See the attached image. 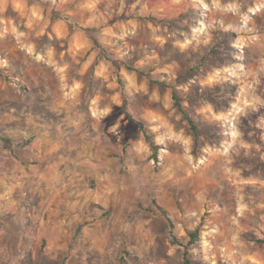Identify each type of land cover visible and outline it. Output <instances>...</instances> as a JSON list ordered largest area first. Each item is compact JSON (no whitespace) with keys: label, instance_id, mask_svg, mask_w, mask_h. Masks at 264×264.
Returning a JSON list of instances; mask_svg holds the SVG:
<instances>
[{"label":"rangeland","instance_id":"rangeland-1","mask_svg":"<svg viewBox=\"0 0 264 264\" xmlns=\"http://www.w3.org/2000/svg\"><path fill=\"white\" fill-rule=\"evenodd\" d=\"M47 86L69 149L15 153L47 170L0 191V264H264V0H0L1 110Z\"/></svg>","mask_w":264,"mask_h":264},{"label":"crops","instance_id":"crops-1","mask_svg":"<svg viewBox=\"0 0 264 264\" xmlns=\"http://www.w3.org/2000/svg\"><path fill=\"white\" fill-rule=\"evenodd\" d=\"M55 87L50 88L41 87L39 88L38 94L40 95L39 100H43L42 104L44 109L40 110L41 121H35V115L31 114H17L15 108L12 107L8 109V114H5L0 108V191L3 194L8 193V198L3 197L7 206H14L16 203H19V197L16 198V192L23 191V189L28 188L27 191L31 190V187L34 184L33 175L41 174L45 175L47 169L42 168H33L25 179H30L32 182L26 186L25 179H22V167L18 165L16 167V152L32 154L33 156L45 160L49 154L60 151V149H69V144L64 136V128L68 126L69 112H65L63 117L61 114L64 113L65 108L68 105L63 104L62 98L54 93ZM55 96V97H54ZM1 107V106H0ZM37 116V119L39 117ZM52 116V117H50ZM53 116L55 118H53ZM30 117V118H27ZM20 139L25 141V147L21 148L18 146V143L21 142ZM6 140L7 142H5ZM61 155V154H60ZM19 156V155H18ZM17 156V157H18ZM9 164L11 165L9 167ZM26 170V168H25ZM13 175V181L9 185H6V176ZM41 180V179H39ZM41 181H44L41 180ZM43 183V182H42ZM44 186V187H43ZM42 189L47 190V185L43 184ZM70 187V188H69ZM68 187V191H73V186ZM70 205L69 199L66 201ZM74 203V202H73ZM72 203V204H73ZM84 214H77L73 217L72 221L75 219H82ZM66 221L70 222L69 216H65ZM63 220V222H66ZM12 243H15V249H21L22 251H28L29 246H18L15 240H7ZM62 247H65V244H62ZM10 248V247H9ZM8 247H0V252L8 254L10 253ZM3 249V250H2Z\"/></svg>","mask_w":264,"mask_h":264},{"label":"trees","instance_id":"trees-1","mask_svg":"<svg viewBox=\"0 0 264 264\" xmlns=\"http://www.w3.org/2000/svg\"><path fill=\"white\" fill-rule=\"evenodd\" d=\"M236 91V88H232V90L230 92H234ZM173 99L175 100V105L179 108V110L184 114V110L182 109L181 105L178 104L177 102V97L175 95H173ZM185 115V114H184ZM185 119H187L188 123L190 124V127L193 131V133L198 136V131L197 128L194 124V120L193 119H189L186 115H185ZM138 121V120H135ZM139 126H142V123L138 122ZM5 142H7L6 140H4ZM161 210V209H160ZM163 212V210H161ZM164 213V212H163ZM187 238H188V243L189 244H194L198 242L199 239V229L193 230V231H188L187 232ZM179 246H182V244H178ZM184 264H190V261L187 258V254H184Z\"/></svg>","mask_w":264,"mask_h":264}]
</instances>
